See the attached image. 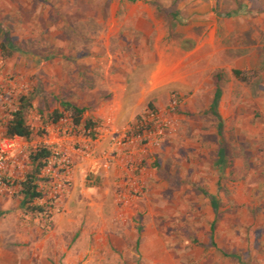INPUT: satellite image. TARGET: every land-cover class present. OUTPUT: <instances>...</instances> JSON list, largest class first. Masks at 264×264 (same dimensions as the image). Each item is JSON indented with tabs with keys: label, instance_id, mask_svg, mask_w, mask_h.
<instances>
[{
	"label": "rangeland",
	"instance_id": "1",
	"mask_svg": "<svg viewBox=\"0 0 264 264\" xmlns=\"http://www.w3.org/2000/svg\"><path fill=\"white\" fill-rule=\"evenodd\" d=\"M24 96L34 134L1 176L0 264H264V0H0V139ZM62 99L94 132L51 122ZM152 113L159 143H129ZM42 146L58 157L34 214L18 195ZM211 228L240 261L205 247Z\"/></svg>",
	"mask_w": 264,
	"mask_h": 264
},
{
	"label": "trees",
	"instance_id": "2",
	"mask_svg": "<svg viewBox=\"0 0 264 264\" xmlns=\"http://www.w3.org/2000/svg\"><path fill=\"white\" fill-rule=\"evenodd\" d=\"M136 1V0H132ZM157 10L160 13L165 12L164 8L159 4H156ZM9 41V36H8ZM236 75H240V71L235 72ZM221 80V79H220ZM220 80L218 82L216 94L214 101L212 103L211 109L214 114L217 115V107L219 100L222 95V89L220 86ZM34 99V97H33ZM32 97L24 96L19 99V108L15 112H12L7 119V122L4 124L5 134L8 137H21L29 140L33 134L34 130L28 125L26 119V113L29 108L32 107ZM61 105L64 108V112H59L56 110L53 114H51V122L56 125L58 124L63 118L64 115L68 114L71 118L72 123L74 126L78 127L84 125V128L88 131H93L98 127L99 124L89 120H84V114L86 109L84 107L78 106L70 101L65 99L61 100ZM220 126V125H219ZM221 128V126H220ZM94 136V134L92 135ZM52 155V150L48 146H42L37 149L36 152L30 155V160L33 165V169L30 173H27L24 180L20 182V193L18 195L21 198V206L22 208L29 213L34 214H43L48 212L47 207L41 204H36L37 201H42L44 198L43 192L40 190L39 182L41 181V174L45 170L47 166V162ZM209 198H212L209 193H206ZM211 205L213 210H217V201L212 199ZM211 245L209 247L205 245L206 248H215L219 250L218 245L215 242V232L214 229L211 228ZM222 252L221 250H219ZM226 257H234L241 260V257L237 254L233 253H224Z\"/></svg>",
	"mask_w": 264,
	"mask_h": 264
},
{
	"label": "built area",
	"instance_id": "3",
	"mask_svg": "<svg viewBox=\"0 0 264 264\" xmlns=\"http://www.w3.org/2000/svg\"><path fill=\"white\" fill-rule=\"evenodd\" d=\"M149 122L150 123L142 122L140 124L141 127L138 128L137 135L132 137L129 143H134L135 141H142L146 145H157L159 143V139L169 127V123L162 119L157 113L151 114ZM26 140L27 139L21 137H8L6 134L0 139V181H2L1 176L9 163L17 164L19 159L24 155V143ZM56 157H58V155L52 152L45 169L51 166L52 159ZM63 168L64 175L70 174L71 162L65 160Z\"/></svg>",
	"mask_w": 264,
	"mask_h": 264
},
{
	"label": "crops",
	"instance_id": "4",
	"mask_svg": "<svg viewBox=\"0 0 264 264\" xmlns=\"http://www.w3.org/2000/svg\"><path fill=\"white\" fill-rule=\"evenodd\" d=\"M180 63V62H179ZM181 69V68H180ZM158 71L161 72L162 71V59H160L159 61V65H158ZM174 74H170L168 77L166 78H162V74L160 73H156L153 78H152V87L154 89H158V88H162V84H164V82L166 81H177L181 75V72H177V70L175 69ZM127 104V103H126ZM120 104L117 103L115 100L112 103V106L110 107L111 110H114V115H116L120 109Z\"/></svg>",
	"mask_w": 264,
	"mask_h": 264
}]
</instances>
